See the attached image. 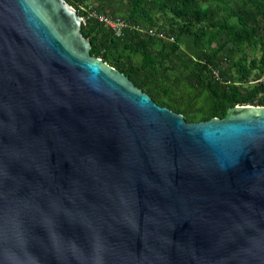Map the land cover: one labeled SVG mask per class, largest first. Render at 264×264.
Returning a JSON list of instances; mask_svg holds the SVG:
<instances>
[{"label": "water", "instance_id": "water-1", "mask_svg": "<svg viewBox=\"0 0 264 264\" xmlns=\"http://www.w3.org/2000/svg\"><path fill=\"white\" fill-rule=\"evenodd\" d=\"M81 25L0 0V264H264V106L186 122Z\"/></svg>", "mask_w": 264, "mask_h": 264}, {"label": "trees", "instance_id": "trees-1", "mask_svg": "<svg viewBox=\"0 0 264 264\" xmlns=\"http://www.w3.org/2000/svg\"><path fill=\"white\" fill-rule=\"evenodd\" d=\"M64 1L83 19L90 56L186 122L264 106V0ZM91 12L129 28L114 36Z\"/></svg>", "mask_w": 264, "mask_h": 264}, {"label": "built area", "instance_id": "built-area-1", "mask_svg": "<svg viewBox=\"0 0 264 264\" xmlns=\"http://www.w3.org/2000/svg\"><path fill=\"white\" fill-rule=\"evenodd\" d=\"M88 15L96 19L98 23L102 24L105 28L109 29L114 36L121 35L122 31L125 28H129V24H127L126 22L122 21L120 18L117 17L109 18L104 15L94 14L92 12L89 13ZM148 34L152 35L154 33L152 31H148ZM158 36H162V35H158ZM169 40L171 41L172 38H169Z\"/></svg>", "mask_w": 264, "mask_h": 264}]
</instances>
